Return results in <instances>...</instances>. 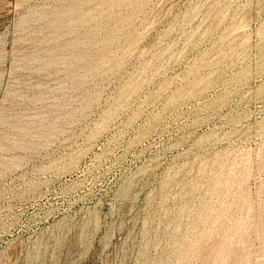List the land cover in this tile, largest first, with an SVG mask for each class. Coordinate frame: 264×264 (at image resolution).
<instances>
[{
  "label": "rangeland",
  "instance_id": "rangeland-1",
  "mask_svg": "<svg viewBox=\"0 0 264 264\" xmlns=\"http://www.w3.org/2000/svg\"><path fill=\"white\" fill-rule=\"evenodd\" d=\"M0 264H264V0H0Z\"/></svg>",
  "mask_w": 264,
  "mask_h": 264
}]
</instances>
